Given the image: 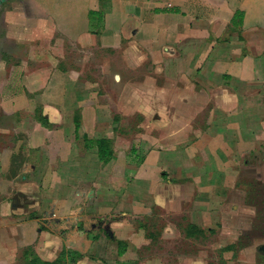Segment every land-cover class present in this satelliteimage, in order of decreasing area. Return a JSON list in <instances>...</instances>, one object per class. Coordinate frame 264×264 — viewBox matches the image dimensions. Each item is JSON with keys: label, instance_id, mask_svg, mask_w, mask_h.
<instances>
[{"label": "crops", "instance_id": "0c3cea01", "mask_svg": "<svg viewBox=\"0 0 264 264\" xmlns=\"http://www.w3.org/2000/svg\"><path fill=\"white\" fill-rule=\"evenodd\" d=\"M0 33L2 44L11 38L19 50L11 60L19 68L10 72L19 83L7 85V93L35 97L31 110L11 107L17 117L33 115L20 120L15 140L0 148V193L8 199L0 231L42 261L64 251L104 258V228L107 237L116 228L131 231L134 218L154 204L174 210L189 201L183 210L189 223L204 227L215 207L207 195L213 184H225L228 164L217 162L264 150V0H0ZM99 48L127 49L136 55L130 62L187 79L188 101L180 104L189 116H205L184 122L181 115L171 123L158 115L154 123L168 132L159 144L148 137L119 152L113 135H101L103 108L94 90L70 67L73 57ZM186 124V139L175 136ZM100 140L110 142L107 162L99 156ZM186 142L192 161L175 156V143ZM217 143L230 152L213 149ZM211 159L214 167L206 163ZM177 173L182 177L175 180ZM177 189L183 195L176 196ZM112 244L119 260L128 255L125 241Z\"/></svg>", "mask_w": 264, "mask_h": 264}, {"label": "rangeland", "instance_id": "374dc122", "mask_svg": "<svg viewBox=\"0 0 264 264\" xmlns=\"http://www.w3.org/2000/svg\"><path fill=\"white\" fill-rule=\"evenodd\" d=\"M5 42H0V148L7 147L15 140L14 133L18 130L17 124L20 120H27L33 115L29 111H20L17 117L12 113L11 107H25L31 110V104L35 103L34 96H11L7 93V85L19 83L15 78L10 79L12 69L19 68V64L12 63L11 60H16L12 54L19 50L14 48L11 38ZM88 51L89 53L83 54L82 57H73L76 60H70V67L78 70L79 79L85 80L86 85L94 90L93 100L99 99L98 105L104 109L100 112L101 135H113L119 152H129L148 137L157 140L159 144L162 135H168V132L161 133L154 123L153 119L158 115H163V119L168 117L167 120L171 123L174 119H182L181 115L184 122L189 118L196 119L198 115L199 120L205 116H189L187 105L180 104L182 100L188 101L187 79L174 76L168 69L161 71L160 67L150 63L130 62L136 55L131 54L129 57L128 50L126 49L125 53L124 48H99ZM91 99L90 95L85 101ZM89 106L94 107V103L89 102ZM78 115L82 118L81 112H78ZM87 119H90V113ZM187 124L175 128V136H183L186 139V132L189 130ZM206 145H200V150ZM164 147L169 148L166 145ZM191 147L192 143L189 142L175 143L176 159L180 152L182 157L192 161L191 156L185 152ZM226 147L223 143L212 146L218 151L220 149L224 156L230 152ZM211 149L209 150L212 151ZM197 157L204 159L200 154ZM230 157L232 158L227 160H217V167L228 164V169L223 170L226 173L223 178L225 184L211 185L215 187V191L207 195V199L210 198L215 207L212 209L210 223L204 227L196 226L201 229V234L195 237L186 236L187 228L192 224L183 210L189 201L178 204L174 210H169L168 205L164 208L161 204H154L146 215L134 218L136 222L129 227L131 231L116 228L114 234L107 237L106 231L103 232L105 226L103 227L101 236L105 237L107 244L103 248L104 258L97 261L92 254L79 256L64 251L60 259L64 264H264V150L251 155L244 154L236 161L233 160V155ZM214 158L213 156L212 159ZM212 159L206 163L211 165L214 162ZM198 163L199 160H193V167L202 168ZM224 165L222 167L226 168ZM180 177L182 174H175V180ZM188 187L187 192H191L190 186ZM175 195L181 196L183 191L178 193L177 189ZM6 202L7 194L0 193V217L3 211L1 206ZM7 207L10 212L9 206ZM138 229L144 230L143 235L136 236ZM119 239L127 243L128 255L121 258L122 260L109 248V244L113 245V240L118 243ZM10 241L3 238L0 231V264H25L31 255L37 256L32 248L16 247ZM116 246L117 244L115 249ZM27 249L29 255L26 258ZM109 253L112 257L107 256Z\"/></svg>", "mask_w": 264, "mask_h": 264}, {"label": "trees", "instance_id": "16d2710c", "mask_svg": "<svg viewBox=\"0 0 264 264\" xmlns=\"http://www.w3.org/2000/svg\"><path fill=\"white\" fill-rule=\"evenodd\" d=\"M90 16H91V19H93L92 16L100 17V13H90ZM240 16H241L240 13H236L235 17L240 18ZM97 145L99 148L100 159L104 162H107L109 160L110 155H111L110 151H108L110 142L108 140H100V141H97ZM187 229H188L187 233H186L187 237H195L196 235L202 233L201 229H199L198 227H196L194 225H190ZM28 250L29 249H27L25 252L26 258L28 257L27 255H29V254H27ZM25 264H64V261L62 259H60V257H59L57 260H55L53 262H47V261H42L37 256L31 255V257L26 260Z\"/></svg>", "mask_w": 264, "mask_h": 264}]
</instances>
